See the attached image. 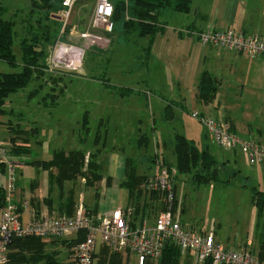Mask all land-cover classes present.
Wrapping results in <instances>:
<instances>
[{"label":"crops","instance_id":"1","mask_svg":"<svg viewBox=\"0 0 264 264\" xmlns=\"http://www.w3.org/2000/svg\"><path fill=\"white\" fill-rule=\"evenodd\" d=\"M90 2L92 0H73L68 19L66 23H63L60 19V12L63 8H59V5L57 7L38 8L31 4V0H0V5L6 8L3 17L12 20L14 24L12 49L16 59V65L11 66L14 68L13 70L2 68L0 72L12 73L21 70L23 64L20 43L24 38H42L41 44L36 49L41 48L46 51V64H48L51 54L58 45H75L76 36L80 35L86 25L87 28L90 25L94 8V3L92 6ZM176 13L184 14L185 21L183 19L179 21L181 27L175 28L164 24L163 31L155 34L152 41L147 37V42L143 45V48L147 47L148 50L144 51V56L151 62L152 67L161 68L162 63L165 61H168L171 66L175 64L179 68L177 75L191 74L192 72V76H194L201 66L209 61V71L205 70L204 72L215 78L217 82L216 93L209 103L217 108L210 111L204 103L198 100L196 96L198 83L196 88L191 89L188 94L177 91L168 99L162 97L165 92L169 95L166 80L163 79H160L159 85L158 82H155L158 85H156L158 93L155 89H145L144 91L131 89V93L124 97L119 93L115 94L109 91V94L104 96L102 90V116L97 118L99 121L93 127L95 131H93L94 136L91 139V126L89 121L86 120V115H89V112H85L82 123L75 121L74 124L69 126L58 109L60 94H57L55 90L54 92H46L43 97L40 96L39 91L44 86L52 87L49 78H43L44 74L34 76L32 86L35 90L27 93V101H24V95L26 94H17V99L14 98V101L13 98H9V94L2 105L3 111L0 112V143L9 152L18 148V153L10 154L13 162H15V172L17 167L21 168L19 177L16 172L14 199L22 220L32 217L31 207H36L38 213L42 216L61 214L60 206L64 205L66 193L69 191L73 194L75 205L78 201H82L85 208L94 210L93 206L95 204L96 215H109L116 208H125L132 204L133 199L129 197L128 189L121 185L125 177L126 159L130 158L136 166L138 175L142 174L137 170L136 158L131 156L132 153L125 152L128 149L125 145L131 149L137 148L140 155H145L149 146L152 149L151 154L156 151L157 145L168 148L170 143L166 142L165 138L171 136L163 132L169 124L174 122L175 117L177 118L186 109L190 112V115L192 111L197 110L204 116L228 122L239 135L252 138L259 144L264 145V125L253 127L252 124L244 120V116L240 117L239 114L238 120L234 118L237 124L239 123L238 126L233 118L224 117L221 109L222 104L218 106L219 97L221 96L219 91H232L231 87L227 85L226 79L262 78L261 71L264 73V58L262 56L253 58L247 56L250 61H246V63V59L243 58L246 55L224 48L221 49L216 45H203L197 37L200 31L223 30L226 28L241 31L247 36L264 37V0H192L190 12ZM95 32L102 34L104 38L109 34L101 30ZM16 38H19V40H16ZM106 39L103 40L105 44H102V51H106L108 45L111 44V40ZM16 50L19 51V57ZM183 65L187 66L184 71L182 69ZM212 68L215 69V72L212 71ZM173 74L175 75V73ZM202 74L203 72L201 76ZM103 83L102 81V86ZM26 87L18 91H25ZM140 92H143L145 96L142 97ZM34 99L37 101L34 102ZM235 106L239 105L235 104ZM204 108L206 113L202 111ZM62 111L65 113L64 110ZM98 114L100 113L98 112ZM191 117L193 116L191 115ZM74 126L75 129H73ZM243 126L246 127L243 128ZM203 128L205 132L206 129L204 126ZM100 129H102V153H105L107 158L102 171L103 178L100 181L101 191L98 199L95 201L91 199V202H89L88 188L91 190L92 187L85 186L82 178L75 182L64 181L61 187L55 184L51 185L48 170L42 168L41 165H37L36 162L49 160L52 153L57 150L67 152L80 149L85 152V149H87L89 151L90 142L98 141ZM147 130L149 134H146ZM130 132H135L134 139L129 136ZM151 134L154 141L150 139ZM177 135L181 134L175 133L174 140H176ZM158 136L161 141L158 140ZM136 138L138 139L136 140ZM110 140L112 143L108 142L107 144V141ZM99 142L101 143V141ZM106 145H110L108 154ZM171 148L173 152V146ZM198 148L207 149V147ZM44 156L48 159L43 158ZM152 165L151 163L150 168ZM27 168L32 169L33 174L27 176L26 180L23 181L22 175L27 173ZM152 173H149V176ZM3 177L4 187L6 168ZM118 188L127 190L124 204H118V198L116 197ZM135 212L137 215L145 214V210L141 208L140 203L135 207ZM73 235L72 233L66 237L70 238ZM215 238L219 242L216 235ZM99 243L97 241V246H99ZM60 250L64 252L65 247H61ZM95 252L97 253L98 250H95ZM258 258L260 257L258 256Z\"/></svg>","mask_w":264,"mask_h":264},{"label":"rangeland","instance_id":"2","mask_svg":"<svg viewBox=\"0 0 264 264\" xmlns=\"http://www.w3.org/2000/svg\"><path fill=\"white\" fill-rule=\"evenodd\" d=\"M113 1L115 2L116 0ZM90 3L93 6L95 0ZM184 18V14L180 15L170 10L163 12L160 20L165 22V25L176 28L181 27L179 21L184 20ZM86 28L87 25L83 28L80 35L76 36L75 45L71 44L75 48L83 50L81 60L76 62L73 68L71 64L66 65L62 62H59L58 66H53L55 69L47 68L43 78H49L52 87L44 86L39 92L41 97L46 92H54L55 90L57 94H60L58 109L60 115L65 117V122L69 126L74 124L75 121L82 123L85 112H89V115H86V120L89 121L91 126V139L94 136L93 131H95L93 127L99 121L97 118L102 116V90L104 91V96H107L109 92L117 94L114 89L119 90L120 86L130 87L138 91L155 89L158 93V88L156 87L159 85L160 79H163L166 80L169 95L163 90L165 95L162 97L168 99L169 96H173L177 91H183L184 94H188L191 89L196 88L201 73L205 70L209 71V61L205 62L194 76H192V72L191 74L177 75L178 66L175 64L171 66L168 61L163 62L161 68L152 67L151 62L144 57L142 49L147 42V37L137 38L136 36H129V41L124 42L121 38H118V32L121 28L119 23L115 24L114 30L106 37L111 40V44L108 45L106 51H102L103 40H107L104 37L96 44L82 43L81 34L86 32L89 27ZM88 31L92 34H98L90 29ZM98 35L102 37V34ZM16 40H19V38H16ZM219 48L223 49L222 47ZM56 49H58V46ZM16 52L19 57V51L16 50ZM243 58L246 59L245 62L250 61L247 56H243ZM2 68L5 70L14 69L7 63L0 61V70ZM186 68L187 66L183 65V71ZM212 71L215 72V69L212 68ZM261 76L262 78L226 79L227 85L231 87L232 91H219L221 96L219 95L218 101V106L222 104L221 109L224 117L233 118L237 124L236 120H238L240 114V117L244 116V120L252 124L253 127L264 125V113H260L264 112V73L262 71ZM105 80L109 84L114 85V89L109 85L102 86V81ZM32 82L28 84L25 91L10 93L9 98H13L12 100L14 101V98L18 96L17 94H26L24 95V101H27V93L35 90ZM155 82H158V85ZM173 83L175 84L173 85ZM126 95L123 93L122 96ZM140 95L142 97L145 96L143 92H140ZM229 99L231 100L229 101ZM33 101L36 102L37 100L34 99ZM235 104L239 106H235ZM205 105L210 111L217 108L210 103ZM204 110L205 108L202 109V111ZM186 111L180 113L177 118L175 117L174 122L169 124L168 128L163 132L171 136L170 138H165L166 142H169L171 146L162 148L157 145L153 154H151L152 149L149 146L148 152L145 155H140L137 148L131 149L125 145L128 148H125V152L132 153L131 156L136 158L137 162L135 164L138 172L149 176V173H152L155 168V165L150 168V164L154 163L152 160L175 167V157L171 148L174 145L175 133L183 135L197 147H207V151L216 159L212 169L210 168L211 171L215 168L214 173L209 168L205 171L200 167L194 169V171L198 172L196 175L193 172L186 174L176 172L174 177L175 201L172 206L173 214L182 226H187L199 233L213 232L223 246L249 249L254 255L256 254L255 256L262 257L264 260V216L259 217L258 208L256 203H254L252 193L253 187L264 191V166L259 163L250 164L245 155L238 149L228 151L215 143L207 131L205 130L204 132L203 125L191 117L187 109ZM204 113L206 112L204 111ZM237 125L239 126V123ZM245 127L243 126V128ZM73 129H75V126ZM99 132L100 136L97 131L99 139L96 141L98 144L95 141H91L88 146L90 150L83 149H85V158L88 159V156H92L98 166L97 171L102 172L107 155L102 153V129ZM146 134H149L148 130ZM129 136L134 139L135 132H130ZM150 139L154 141L152 134ZM158 140L161 141L159 136ZM108 142L112 143L111 140L107 141V144ZM109 147L110 145H106L107 154ZM43 158L46 157L44 156ZM20 169V167L16 168L18 177ZM26 170L27 173L22 175L23 181L26 180L27 176L33 174L32 169L27 168ZM54 173L55 170L53 171ZM3 179L4 177L0 176V182ZM80 182L82 183V181ZM100 185V181L96 183L99 188L98 195L94 193L96 189L92 188L90 190L88 188L89 202H91V199L94 201L98 199L101 191ZM117 190L118 204H124L127 190L124 188H118ZM149 196L148 192L142 190L141 196L138 198L139 203L146 202ZM136 201L137 199L135 198L132 200L133 203H136ZM57 246H60V244L56 243L47 246V248L48 250H55ZM113 253L121 254L123 259L126 257L125 264H135L133 255L131 256L126 252ZM68 255L66 251L61 252L60 250L55 256L59 260L69 263ZM181 256L184 261L198 264L190 253H182ZM9 262L18 264L12 263L10 260Z\"/></svg>","mask_w":264,"mask_h":264},{"label":"built area","instance_id":"3","mask_svg":"<svg viewBox=\"0 0 264 264\" xmlns=\"http://www.w3.org/2000/svg\"><path fill=\"white\" fill-rule=\"evenodd\" d=\"M73 0H62L60 19L66 23ZM113 5L110 0H95L88 30L111 33ZM81 34L82 43L96 44L103 37L89 31ZM203 45H216L250 58H264V37L247 36L241 31L226 28L204 30L198 33ZM57 48V47H56ZM50 56L48 68L59 62L75 67L82 58L83 50L73 45H58ZM77 50V51H76ZM191 115L198 120L213 141L228 151L238 149L250 164L264 166V145L256 140L236 133L230 124L204 116L197 110ZM0 163L6 168L4 196L0 206V264H11L8 259V245L14 238L38 237L45 242L61 239L86 230L85 237L78 242L70 254L72 264H94L97 241L113 252L133 255L135 264H150L160 257L168 244L176 246L181 253H190L198 264H264V260L243 247L225 248L213 232L199 233L182 226L173 214L175 201L174 167L156 164L153 173L141 183V190L148 192L145 214H136V203L125 208H116L109 215L89 218L85 206L78 201L72 215L32 216L22 220L14 199L16 189L15 162L8 149L0 143ZM154 193V196H151ZM143 203L141 204V206Z\"/></svg>","mask_w":264,"mask_h":264},{"label":"trees","instance_id":"4","mask_svg":"<svg viewBox=\"0 0 264 264\" xmlns=\"http://www.w3.org/2000/svg\"><path fill=\"white\" fill-rule=\"evenodd\" d=\"M113 5L112 20L114 24L119 23L120 31L118 38L124 42L129 41V36H136L137 38L149 37L152 41L155 34L163 31L164 23L160 20L161 15L165 11H175L181 13H188L191 10L192 0H110ZM62 0H31V4L38 8L57 7L62 8ZM5 9L0 5V61L7 63L10 66L16 65L15 54L13 52V21L3 17ZM202 32V31H200ZM199 32V33H200ZM42 38L31 37L25 39L20 43L22 66L19 72L3 73L0 72V112L3 111L2 105L7 96L15 91L25 88L35 78L45 74L48 64L45 63L46 51L44 49H36ZM147 51L148 48H142ZM145 57V56H144ZM104 85H109L114 89V85L109 84L106 80ZM121 88V89H120ZM120 95L123 93H131V88L119 87V90L114 89ZM217 90V82L207 72H203L197 84L196 96L198 100L204 104L211 102ZM12 154L18 153V148L10 151ZM173 155L175 157L176 172L191 173L196 175L198 172L195 168L200 167L202 170L211 171L216 159L207 151V149H200L192 142L186 140L182 135H177L173 145ZM153 165L159 164L156 160H152ZM37 165L48 170V175L51 185L62 186L64 181L75 182L78 179H84V185L96 189L94 193L98 195V187L96 183L102 180L103 172L97 171L95 159L92 156L85 158V152L80 149L75 150H57L54 151L49 160L38 161ZM164 165V164H162ZM170 167V165H166ZM211 168V169H210ZM55 173L53 174V171ZM215 168L211 171L214 173ZM5 173V166L0 163V176ZM148 177V176H147ZM202 177H204L202 175ZM144 175H138L136 166L132 163L130 158L125 162V177L121 182L129 191L131 199H137L141 196V183L145 180ZM205 178V177H204ZM175 187V185H174ZM254 196V203L258 208L259 217L264 216V191L252 188ZM151 193V196H154ZM4 196L3 183L0 182V204H2ZM95 204L92 208H85L86 215L89 218H95ZM147 203H143L141 208L145 210ZM76 205L73 194L66 193L64 205L60 206L61 214L72 215L75 211ZM32 216H41L37 208L31 207ZM19 212V210H18ZM144 212V211H143ZM70 238L55 239L49 243H44L38 237H22L14 238L8 245V257L13 263L18 264H72L69 260L67 263L64 260L56 258V254L61 247H65V251L72 253L75 245L80 242L86 235V230L80 229L73 233ZM59 243L55 250H48L47 246ZM98 252L94 253V264H125L126 257L123 259L121 254L111 252L104 244H98ZM182 253L180 250L168 244L164 247L160 257L150 264H191L189 261L182 260ZM96 259V261H95ZM209 264V263H205Z\"/></svg>","mask_w":264,"mask_h":264}]
</instances>
